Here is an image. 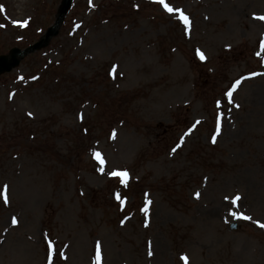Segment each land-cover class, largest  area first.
<instances>
[{
  "label": "rangeland",
  "instance_id": "1",
  "mask_svg": "<svg viewBox=\"0 0 264 264\" xmlns=\"http://www.w3.org/2000/svg\"><path fill=\"white\" fill-rule=\"evenodd\" d=\"M165 3L72 0L0 75V264H264V0ZM60 4L0 0V55Z\"/></svg>",
  "mask_w": 264,
  "mask_h": 264
},
{
  "label": "snow or ice",
  "instance_id": "2",
  "mask_svg": "<svg viewBox=\"0 0 264 264\" xmlns=\"http://www.w3.org/2000/svg\"><path fill=\"white\" fill-rule=\"evenodd\" d=\"M154 2H157V3L161 4L163 6L164 10L167 11V12H169V13H171L173 11L178 12L180 14V18L184 21L185 25L188 24V17L185 16L183 14V12H181L180 9H173L172 7L169 6L168 3H165V0H154ZM134 7H135V5H134ZM0 11H3V8L2 7H0ZM259 19H264V17H259ZM14 23H17V22L14 21ZM23 23L26 24L27 21H24ZM21 26H23V24H21ZM0 27H2V25H0ZM197 54L200 56V59L201 60H204L205 59V57L202 54L199 53V50H198ZM239 83H240V81L237 80L233 84L232 89L234 90L235 87H236V85L239 84ZM226 95L228 97H230L231 96V90L228 93H226ZM197 123H199V121H197ZM193 127H195V125H193ZM218 130L219 129H217V131ZM189 131H191V129ZM181 139H183V137H181ZM213 140H214V137H213ZM177 147H179V145H177ZM173 151H175V149H173ZM94 156H95V158L100 159V154L99 153H94ZM101 163H103L102 160H101ZM109 175L110 176H114V177H119L121 183H124L125 180H126V178H127V172L126 171H113ZM6 188H7V186H0V199H4L5 201H6ZM197 196H198V194H197ZM238 198L239 197H235L232 202L235 203L236 199H238ZM117 199H119V195L118 194H117ZM225 199H227V197ZM231 214L232 215H236V213H231ZM243 218L244 219H248V217H243ZM16 222L17 221L15 220V218H13L12 219V224H16ZM261 226L264 227V225H261ZM182 259H185V258L182 257Z\"/></svg>",
  "mask_w": 264,
  "mask_h": 264
},
{
  "label": "water",
  "instance_id": "3",
  "mask_svg": "<svg viewBox=\"0 0 264 264\" xmlns=\"http://www.w3.org/2000/svg\"><path fill=\"white\" fill-rule=\"evenodd\" d=\"M69 2H70V0H64V1H63V6H62V9H61V11H60L59 17H58V19H57V23L60 21L62 15H63V14L65 13V11L67 10V8H68V6H69ZM54 33H56V29H55L54 27L49 28V29H48V32H47V34H46V38H45V39H42L41 41H39V42H37V43H35L33 46L29 47L27 50H30V49H33V48H36V47L41 46V44H43L44 41H46L47 37H48L49 35H51V34H54ZM27 50H25V51H27ZM13 52H14V53H18L19 51L14 49ZM5 61H6V59H5L4 57H0V67H2V65L4 64ZM16 61H17V60H14V63H16ZM6 68H8V67H6Z\"/></svg>",
  "mask_w": 264,
  "mask_h": 264
}]
</instances>
